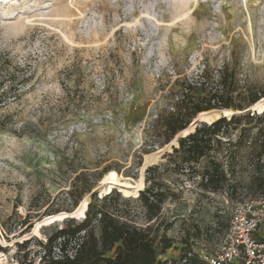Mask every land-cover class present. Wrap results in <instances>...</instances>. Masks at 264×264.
<instances>
[{"label":"rangeland","instance_id":"rangeland-1","mask_svg":"<svg viewBox=\"0 0 264 264\" xmlns=\"http://www.w3.org/2000/svg\"><path fill=\"white\" fill-rule=\"evenodd\" d=\"M224 64L246 106L264 89V0H0L3 264H50L43 243L68 217L81 221L93 193L112 216L146 229L157 252L168 237L164 257L216 245L232 205L259 193L248 157L264 119L223 129L224 141L243 126L249 136L214 192L199 184L209 157L178 171L176 146L159 144L150 125L171 109L181 80L203 67L216 80ZM160 147V157L144 156ZM149 186L166 193L154 215L139 199ZM91 229L100 236L98 221Z\"/></svg>","mask_w":264,"mask_h":264},{"label":"trees","instance_id":"trees-1","mask_svg":"<svg viewBox=\"0 0 264 264\" xmlns=\"http://www.w3.org/2000/svg\"><path fill=\"white\" fill-rule=\"evenodd\" d=\"M202 72L189 81L181 80L180 88L177 91L178 96L171 109L163 114H156L154 122L150 125L153 139L162 140L159 144L166 148L172 147L173 153L180 154V160L176 162L178 171L184 168H192V164L203 157H209L208 166L201 173L199 184L204 190L216 191L224 188L228 183L227 171L233 166V160L237 157L242 145L249 136L248 127L243 126L235 140L229 138L222 139L226 128L230 123L240 124L245 119V123H251L253 119L260 122L264 119V89L251 92L246 99L248 104L236 102L234 93L237 90L235 81V72L233 67L224 64L219 71L216 80H211L208 69L203 67ZM214 79V78H213ZM201 88L203 95H195L196 89ZM252 105L250 108H246ZM216 109H228L222 116L211 124L198 122L194 128L196 119L211 121L219 116ZM247 109L257 111L260 114H249ZM212 110V111H207ZM240 110V111H236ZM263 111V112H261ZM221 115V114H220ZM210 123V122H209ZM256 135L252 139V149L249 153V163L253 165L251 173V183L255 190L260 194L264 192V125L257 128ZM180 132L185 136H180L176 140L175 136ZM190 132V133H188ZM223 132V133H222ZM188 133V134H187ZM187 134V135H186ZM223 142H228L227 147L222 146ZM164 148L149 151L144 156L160 157ZM219 151V158L212 155ZM227 165L228 169L224 168ZM140 171L144 174L145 167L143 163ZM155 167L149 166L147 171ZM153 179L152 176L145 177L148 182ZM113 189L112 192H115ZM112 192L106 194L109 195ZM105 197V196H104ZM166 193L160 189L154 190L152 186L140 189L139 199L151 210L150 215H154L159 209V205L165 200ZM84 198L78 194L74 199L73 208ZM95 193L91 195V200L81 210L79 216L83 217L81 221H76L73 217H68L67 224L57 228L51 233L45 243H43L44 256L49 258L50 264H165L158 256L165 254L170 247V239L162 237L163 244L160 251L157 252L154 246V238L149 236L146 229L131 226L121 221L118 217L112 216L106 211L103 205L96 203ZM72 208V209H73ZM51 215V214H49ZM94 221L100 223V236L97 237L92 228ZM39 226L34 229L38 233ZM83 232V236L80 233ZM75 240L70 245L71 240ZM27 241V240H25ZM160 243V242H159ZM58 245V251L61 254L52 255L51 248ZM69 248L71 253L69 255ZM190 248V247H189ZM4 247L0 244V252ZM55 253V252H54ZM61 255V256H59ZM188 264H206L199 260L197 256L189 258Z\"/></svg>","mask_w":264,"mask_h":264},{"label":"built area","instance_id":"built-area-1","mask_svg":"<svg viewBox=\"0 0 264 264\" xmlns=\"http://www.w3.org/2000/svg\"><path fill=\"white\" fill-rule=\"evenodd\" d=\"M230 213L216 245L184 248L176 256L158 257L165 264H188L192 256L206 264H264V192L236 201Z\"/></svg>","mask_w":264,"mask_h":264},{"label":"water","instance_id":"water-1","mask_svg":"<svg viewBox=\"0 0 264 264\" xmlns=\"http://www.w3.org/2000/svg\"><path fill=\"white\" fill-rule=\"evenodd\" d=\"M216 109V108H215ZM217 110H219L220 112H221V115H219L218 117H216L215 119H212L211 121H203V120H199V119H196V121H194V128H193V130L191 131V132H193L194 131V129L196 128V125H197V123L198 122H205V123H207V124H211L212 123V121H214V120H216V119H218V118H220V117H222V116H225V114H223L224 113V111L225 110H228V109H217ZM208 111V110H207ZM246 111H249V110H246ZM225 117H228V116H225ZM210 122V123H209ZM188 133H190V132H188ZM178 134H180V132L178 133ZM176 135L175 136V138H178L180 135H182V136H185V135H183V134H180V135ZM187 135V134H186ZM96 190H93L92 192H95ZM91 192V193H92ZM111 192V190L109 191V192H107L106 194H108V193H110ZM90 193V194H91Z\"/></svg>","mask_w":264,"mask_h":264},{"label":"bare ground","instance_id":"bare-ground-1","mask_svg":"<svg viewBox=\"0 0 264 264\" xmlns=\"http://www.w3.org/2000/svg\"><path fill=\"white\" fill-rule=\"evenodd\" d=\"M71 3V2H70ZM72 5V4H71ZM27 9V8H26ZM35 9H32V8H30L27 12H26V14H29V16L30 15H34L35 14ZM185 15V14H184ZM29 21V20H28ZM252 105H250V106H248V107H246V108H250ZM229 109V108H228ZM212 110H217V109H215V108H212ZM212 110H208V111H212ZM247 110H249V109H247ZM218 112H219V115L221 114V112L219 111V110H217ZM225 111H227V110H225ZM224 111V112H225ZM236 111H240V110H236ZM188 134V133H187ZM175 140H176V143H177V138H174ZM177 145H178V143H177ZM96 189H98V188H96ZM96 189H94V190H96ZM88 197H89V195H88ZM5 253H2V252H0V264H3V262H4V260H5Z\"/></svg>","mask_w":264,"mask_h":264},{"label":"snow or ice","instance_id":"snow-or-ice-1","mask_svg":"<svg viewBox=\"0 0 264 264\" xmlns=\"http://www.w3.org/2000/svg\"><path fill=\"white\" fill-rule=\"evenodd\" d=\"M37 235H38V233H37Z\"/></svg>","mask_w":264,"mask_h":264}]
</instances>
